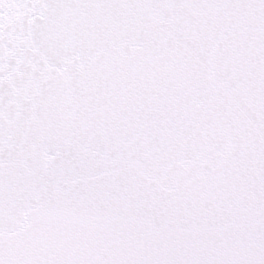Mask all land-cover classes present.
I'll list each match as a JSON object with an SVG mask.
<instances>
[{"label": "snow or ice", "instance_id": "snow-or-ice-1", "mask_svg": "<svg viewBox=\"0 0 264 264\" xmlns=\"http://www.w3.org/2000/svg\"><path fill=\"white\" fill-rule=\"evenodd\" d=\"M0 264H264V0H0Z\"/></svg>", "mask_w": 264, "mask_h": 264}]
</instances>
